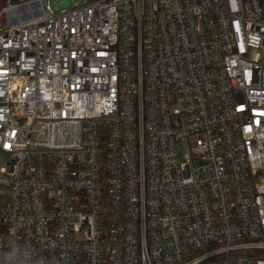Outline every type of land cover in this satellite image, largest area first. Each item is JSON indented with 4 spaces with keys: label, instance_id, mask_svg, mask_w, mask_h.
Listing matches in <instances>:
<instances>
[{
    "label": "built area",
    "instance_id": "1",
    "mask_svg": "<svg viewBox=\"0 0 264 264\" xmlns=\"http://www.w3.org/2000/svg\"><path fill=\"white\" fill-rule=\"evenodd\" d=\"M49 1L0 27V264H264V0Z\"/></svg>",
    "mask_w": 264,
    "mask_h": 264
},
{
    "label": "rangeland",
    "instance_id": "2",
    "mask_svg": "<svg viewBox=\"0 0 264 264\" xmlns=\"http://www.w3.org/2000/svg\"><path fill=\"white\" fill-rule=\"evenodd\" d=\"M26 1L27 0H20L17 3H11L10 0H0V4L3 2L0 7V27L15 25L25 20L30 10L32 12L36 10L34 5H28L25 3ZM84 1L85 0H58V2H55L54 0H50L49 4L52 9H56L60 6L69 4L80 5ZM60 2L61 4H59Z\"/></svg>",
    "mask_w": 264,
    "mask_h": 264
},
{
    "label": "trees",
    "instance_id": "3",
    "mask_svg": "<svg viewBox=\"0 0 264 264\" xmlns=\"http://www.w3.org/2000/svg\"><path fill=\"white\" fill-rule=\"evenodd\" d=\"M19 1H20V0H10L11 3H17V2H19ZM3 2H4V1H3ZM3 2H1L0 7L2 6Z\"/></svg>",
    "mask_w": 264,
    "mask_h": 264
}]
</instances>
